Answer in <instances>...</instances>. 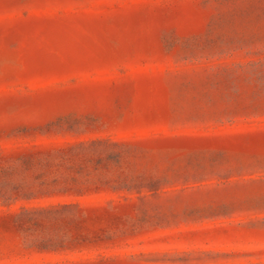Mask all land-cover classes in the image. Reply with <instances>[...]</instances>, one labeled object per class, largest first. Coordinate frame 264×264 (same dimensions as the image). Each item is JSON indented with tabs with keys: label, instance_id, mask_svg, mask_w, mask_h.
Returning <instances> with one entry per match:
<instances>
[{
	"label": "rangeland",
	"instance_id": "374dc122",
	"mask_svg": "<svg viewBox=\"0 0 264 264\" xmlns=\"http://www.w3.org/2000/svg\"><path fill=\"white\" fill-rule=\"evenodd\" d=\"M0 264H264V0H0Z\"/></svg>",
	"mask_w": 264,
	"mask_h": 264
}]
</instances>
